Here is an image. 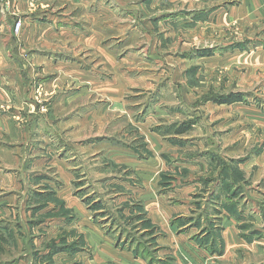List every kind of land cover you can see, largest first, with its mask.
<instances>
[{
  "label": "rangeland",
  "instance_id": "374dc122",
  "mask_svg": "<svg viewBox=\"0 0 264 264\" xmlns=\"http://www.w3.org/2000/svg\"><path fill=\"white\" fill-rule=\"evenodd\" d=\"M87 1V10L95 12L91 19L89 14L79 15L78 24L89 28L84 41L76 47L40 37L32 53L40 56L55 51L92 70L94 76L58 78L52 93L46 94L44 81L56 73L31 64L28 48L15 58L22 73L29 63L34 65L31 86L38 106L31 112L11 110L19 116L16 122L25 121V126L16 124L23 137L14 124L6 126L12 136L0 134V141L15 146H0V264H121V259L130 264H178L173 248L164 242L167 232L161 220H156L155 205L150 204L166 192L160 181L167 180L171 186L186 178L196 180L200 174L195 159L208 148L220 155L215 164L221 167L220 180L232 200V205L221 207L236 217L237 229L249 237L261 234L259 239H263L255 243L261 251L242 255L241 261L264 262V165L250 163L264 154V77L259 71L257 77L246 80L240 67L232 74L221 67L204 75L207 65L198 58L245 48L246 35L256 36L264 19L252 26L235 22L214 29L218 22H212L211 16L219 3L239 10L241 21L246 14L241 5L246 6L247 0ZM21 16L12 14L11 23ZM21 33H14L18 43ZM229 93L244 94V101L237 102L247 103L252 110L236 102L232 104L237 107L219 106L212 99ZM33 113L35 118L29 117ZM53 120L58 123L54 125ZM28 123L32 133L26 140ZM176 128L187 130L167 133ZM59 145H63L62 152ZM21 148L23 159L16 156ZM55 153L65 158L74 155L72 162L79 165L73 184L58 189L63 199L51 192L58 182L67 181L62 171L56 173L58 164L64 162ZM188 156L195 158L190 169L172 170ZM229 172L240 182L235 189L225 180ZM37 173L45 174L40 175L47 186H35V179L28 190L29 174L31 178ZM19 176L26 181L24 193L19 190ZM195 182L184 191L193 211L170 223L177 225L178 232L194 234L199 247L205 244L204 249L216 250L220 257L226 248V224L223 217L215 216L216 208L208 206L209 201L195 204L209 197L202 193V183L197 186ZM80 188L91 196L90 201L100 200L102 206L89 208L75 196ZM36 190L47 194L37 197ZM139 243L141 251H136ZM73 245L79 249H51ZM214 264H220L219 260Z\"/></svg>",
  "mask_w": 264,
  "mask_h": 264
},
{
  "label": "crops",
  "instance_id": "0c3cea01",
  "mask_svg": "<svg viewBox=\"0 0 264 264\" xmlns=\"http://www.w3.org/2000/svg\"><path fill=\"white\" fill-rule=\"evenodd\" d=\"M86 2L88 1L0 0V134H2V132L4 131L6 132L5 135L12 136V133L9 132L6 128L8 124H19L25 126V121L23 119L21 120V122L15 121V119H19V116H17V114L15 115V113L11 112V110L22 108L27 109L29 112H31L38 106L37 104L35 105L36 102H34V100L36 99V91L33 90V87L31 86V73H33L34 71V65L31 64L42 66V71L46 73L49 71H53L56 73L55 77L53 79L51 78L52 80L49 79L44 81L43 90L46 94H49L48 92L53 91L51 89L55 86V82L58 80V78L60 79L61 77L73 75L74 77L79 76L84 77L86 79L88 78V76H94L95 73L92 70L83 69L80 66H77V63H71L69 58L57 55L55 51H52L51 55H49L48 53H43L40 56H36L35 53H32L34 41H40V39L42 38L43 40H49L54 38L53 41L57 40L59 42H70L76 47L79 45V41H84L83 38L86 37V35L89 33L87 32L89 28L87 26L88 24H84V26L78 24V22L80 21L79 15L89 14L88 16L91 19L93 18L92 13L95 12L91 10L90 12L87 10L89 6L86 5ZM219 5L220 7L217 10L213 11L211 16L212 22H218V24L216 25L217 27L214 26V29H221L223 25L228 26L231 23L235 22L238 23V25L252 26V24H258L259 20L264 19V0H247L246 6L241 5V7H246V14L244 13V15L240 17L241 21L239 20L238 15L240 12L239 10H234V7H230L229 5L227 7L222 6V3H219ZM103 12L104 11L100 9L98 13L102 14ZM11 13L22 14V16L18 18L23 21V30L21 33L22 42L20 43L16 42L14 39L13 26L15 21L11 23V19L13 20ZM30 22L33 23L30 24ZM41 22H44V24H41ZM40 25H43L45 27L43 31L41 30ZM263 29L261 31H257V35L254 37L246 35V39L248 40L242 43L246 46L243 49L234 48L232 50H228L224 54H214L209 57L198 56V58L201 59V61L204 64L206 63L207 65V67L204 68V75H206L210 69L214 71V69H220L221 67L226 68L228 70V73L232 74L235 72V69L237 67H240L241 70H244L243 72L245 73L244 76L246 77V80L252 79L253 77H257L259 71L261 72V76L264 77ZM32 32L33 35L31 36L30 33ZM34 35L37 38L33 37ZM59 42L57 44H60ZM27 48L31 50L30 52L32 53V56L29 55L30 57L27 59L30 63L33 59V62L31 64L29 63L30 69L28 68L29 66L27 68V65L24 66V68H26L27 70H24L22 73V68H19L15 64V58L17 57L18 53H22V49ZM55 48L56 46H54V49ZM212 61L215 63L211 64ZM26 71L27 74L25 75L24 73ZM216 71L217 70H215L214 73L218 77L219 74H217ZM246 82L249 83L248 81ZM19 93H21L23 97H21ZM216 104L219 106L229 107L237 105L240 108H242L241 105H243L245 109H247L248 107L249 109H251V106H249L247 103L242 102L233 103L235 105H233L232 103ZM261 116H264V114H261ZM29 117L35 118V113H33V115H30ZM249 117L252 118L253 116ZM35 121L36 120H34V122ZM57 123H55V121L53 120L54 125ZM28 126L29 130H27L25 134L27 136L26 140L30 139L32 133L31 124L28 123ZM28 128H25V130ZM14 129L15 131H20L19 133L23 137L24 133L22 132V130H19L20 128L17 125ZM57 134L60 138L61 134ZM155 135L158 136L159 134ZM43 139H46V136L44 134ZM9 145V143L0 141L1 147H15H11ZM21 149L22 150H20L19 152H16V156L21 157L23 159L24 148ZM59 149L60 152H62V150L64 149L63 145H59L58 150ZM199 153L200 155L197 156L196 159L192 158L191 156H188L189 158H181V160H178V162L181 164L176 167L174 166L175 168L172 170H182L183 168L190 169L191 165L195 162L194 159L197 163H199V165H197L199 166L198 171L199 174L202 175H199L198 178H195L196 180L194 181H196L195 184H197V186L201 185L202 183V193H204L205 195L206 193H208L209 197L205 200L201 198L202 201L200 200V202H195V204H205L206 201H209L208 206L212 205L213 208H216L217 212L215 216L220 215L221 217H223L224 223L226 224V229L223 232V237L225 238L226 243L225 251L220 257H217L215 252L216 250L211 252L207 248L204 249L203 247L205 246L199 247L198 243L192 238L194 234L188 233L189 231H184L186 233L178 232L177 225H173L170 223L171 219L173 220L177 218V216H185L187 212L193 211V207H191V204L193 203L190 201L189 194H185L184 191L186 189H189L190 185L194 181L187 180V178L180 180L179 182L177 181L178 183L175 182L171 186L170 182H168L167 180H165V182L160 181V185H166L164 187L167 188L166 192L164 193V195L162 193L161 195L157 196L155 202L152 201V203L150 204L153 206L155 205L154 208L156 210L157 216L156 220H161L160 226L167 232V236H165L167 240L164 242L170 245L171 248H173L174 252L176 253V261H178V264H214L216 260H219L220 264H263V261H259L257 263H254L252 261H241L242 255L261 251L260 248L255 247V245L259 244L260 240L263 239H259L261 234L255 235V237H249L248 233L241 232V230L237 229L235 227V225H237L238 223L237 219H235L236 217L231 215L229 212H227L224 208L221 207L222 205H232V200L228 197V194L224 189L225 186H222L223 182H221L220 180L221 167L216 166L215 164V162L217 161L216 158L219 159L220 155L213 154V151L209 148L208 150L199 151ZM56 155L60 157V163L64 162V165L58 164L60 169L56 168V173H59L58 171H62L65 174V178H67V181L65 179L62 182H58V185H56L55 187H52L50 184L49 185L54 188L52 191L55 193L56 197H60L58 189L66 186L67 184H70L71 182L73 184V181L75 180V171L79 167V165L73 164L72 161L75 159L74 155L70 156V158H65V155L63 154L61 156V153ZM133 156L135 157L136 155L133 153ZM137 158L139 157L137 156ZM69 161L71 162V165ZM250 163L251 165H264V154L262 156H259L258 158H252L250 160ZM171 168H173V166ZM40 174L45 175L44 173H37L35 177L32 175V177L30 178L29 174V180H26L27 184L29 183L28 190L32 187V184L30 183L33 182L35 179H37L38 182L35 186H47L46 180L44 179L43 175ZM234 175L235 173L233 172L226 173L225 180L228 182L227 184H229L230 187L235 186V189L240 184V182L234 181ZM24 180L25 178H23L22 176H19V179L17 180L20 185L19 190H21V193H24L25 189L24 185L26 181ZM206 182L209 183L206 184ZM176 193H179L182 198L179 197L176 199L175 196H178L176 195ZM75 196L77 195L75 194ZM60 198L63 199L62 197ZM203 219L204 218H202L201 220ZM156 220L153 221L156 222ZM245 235H247L248 237ZM121 264L130 263L127 259H121Z\"/></svg>",
  "mask_w": 264,
  "mask_h": 264
},
{
  "label": "trees",
  "instance_id": "16d2710c",
  "mask_svg": "<svg viewBox=\"0 0 264 264\" xmlns=\"http://www.w3.org/2000/svg\"><path fill=\"white\" fill-rule=\"evenodd\" d=\"M203 53H207V52H203ZM244 94L242 93H229V94H221V95H217V96H214L213 101L219 103V104H222V103H233V102H237V101H244ZM188 127V125H187ZM187 128H176L175 130L171 129L169 130L167 133H175V134H180V133H184L186 132ZM77 184V183H76ZM82 188H80L78 192H76L75 194L78 196H80L83 201L86 203V205H89L91 209H94V208H98L100 206H102L100 200H92L90 201L91 199V196H89L87 193H85L84 190H81ZM36 192V195L37 197H44L46 196V192H44L45 194H42V192H39V191H35ZM52 193H54L53 191H51ZM50 193V192H49ZM48 193V194H49ZM55 194V193H54ZM64 204V202H62ZM103 215V214H102ZM208 231H212L210 228L208 229ZM0 234L3 233V230H0ZM210 235V232L209 234H206V236H209ZM204 236V237H206ZM2 237V235H1ZM1 245V244H0ZM205 244H203L202 246H204ZM138 248L136 251L140 250L141 251V247H140V243L137 244ZM206 246V245H205ZM210 249H212L211 247H209ZM53 250V252H63L64 250H67L68 252H71V251H74V250H78L79 247L73 245L72 247H68V246H52L51 248Z\"/></svg>",
  "mask_w": 264,
  "mask_h": 264
},
{
  "label": "built area",
  "instance_id": "2783aa9c",
  "mask_svg": "<svg viewBox=\"0 0 264 264\" xmlns=\"http://www.w3.org/2000/svg\"><path fill=\"white\" fill-rule=\"evenodd\" d=\"M13 30L16 35H19L23 30V21L20 19L15 21Z\"/></svg>",
  "mask_w": 264,
  "mask_h": 264
}]
</instances>
